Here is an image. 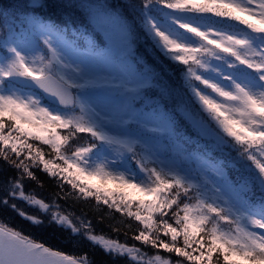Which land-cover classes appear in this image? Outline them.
Segmentation results:
<instances>
[{
	"label": "snow or ice",
	"instance_id": "snow-or-ice-1",
	"mask_svg": "<svg viewBox=\"0 0 264 264\" xmlns=\"http://www.w3.org/2000/svg\"><path fill=\"white\" fill-rule=\"evenodd\" d=\"M0 17V264H93L53 241L264 264V0H0ZM91 201L138 245L95 234Z\"/></svg>",
	"mask_w": 264,
	"mask_h": 264
},
{
	"label": "trees",
	"instance_id": "trees-1",
	"mask_svg": "<svg viewBox=\"0 0 264 264\" xmlns=\"http://www.w3.org/2000/svg\"><path fill=\"white\" fill-rule=\"evenodd\" d=\"M3 4H9L15 2V0H2ZM11 24V21H5L2 17H0V31L3 32V34H7V29L4 27L5 24ZM39 39L38 36H30L29 40ZM42 46V45H41ZM140 53L147 59L148 64L154 66L158 71H165L167 70V76L166 78L171 80L172 82H178L179 80H182V76L176 71V65L172 62L165 61V68H161L160 63H158L153 56L149 55L147 51H145V48L143 44L139 46ZM2 163V162H0ZM230 175L235 177L236 173L233 172L231 169H229ZM42 175V174H41ZM27 191L35 193L38 198L45 197L48 195V192L50 191L49 185L47 182H45L44 187L40 188L36 186L35 184H29ZM61 203H64L61 201ZM95 201H91L88 205H85L88 213V219H90L94 225V232L97 235H104L109 238H118L121 242H127L129 245L137 244L138 242L133 241L131 239L133 235V230L135 229L136 222L135 221H128L126 217L121 216L119 213H111L110 210H108L105 206H101L100 209H96L94 207ZM65 208H67L68 211H75L77 215H80V204H73L71 201L68 204L64 205ZM29 211H32L31 208H29ZM104 217L103 220H101V217ZM11 219V218H9ZM123 222V223H121ZM131 224L132 228H129L128 225ZM115 226L119 228V232L113 231L112 227ZM14 226L18 229L25 230V234H28L29 232H32V229H28L26 224L19 218H16L14 221ZM125 232H127V237L125 236ZM45 239H51V233H49ZM52 246L59 248V250L67 253H74L78 256L86 255L89 259L92 260L93 264H112L111 259L104 253V251L99 248L98 246H93L91 242H85L78 247L73 248L70 244H66L63 241L59 242H52ZM150 254H154L156 250H148ZM159 254L167 259H171L174 262L177 259H180L176 257L174 254H169L167 252H164L163 250L159 251Z\"/></svg>",
	"mask_w": 264,
	"mask_h": 264
},
{
	"label": "rangeland",
	"instance_id": "rangeland-1",
	"mask_svg": "<svg viewBox=\"0 0 264 264\" xmlns=\"http://www.w3.org/2000/svg\"><path fill=\"white\" fill-rule=\"evenodd\" d=\"M4 35H7V34H4ZM36 40H39V39H34V40H31V41H36ZM177 163H182V164H185L186 166H189V167H195L196 166L195 163H193L192 165H187V162L181 161V160H177Z\"/></svg>",
	"mask_w": 264,
	"mask_h": 264
}]
</instances>
